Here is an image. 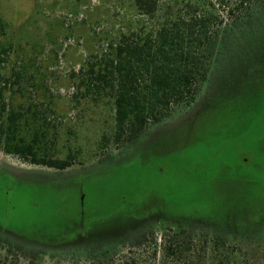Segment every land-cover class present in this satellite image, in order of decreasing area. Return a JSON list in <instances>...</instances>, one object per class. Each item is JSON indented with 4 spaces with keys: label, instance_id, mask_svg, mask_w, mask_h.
I'll use <instances>...</instances> for the list:
<instances>
[{
    "label": "rangeland",
    "instance_id": "374dc122",
    "mask_svg": "<svg viewBox=\"0 0 264 264\" xmlns=\"http://www.w3.org/2000/svg\"><path fill=\"white\" fill-rule=\"evenodd\" d=\"M134 2L0 0V86L24 113L18 134L30 141L37 130L39 155L75 156L59 171L0 151V264H25L16 245L44 253L41 264L94 244L125 254L137 232L161 247L177 225L196 241L207 235L206 264H221L214 236L227 251L245 250L230 228L264 223V0H145L153 18ZM186 4L213 18L223 57L189 107H174L132 145L115 143L111 102L80 98L74 76L122 35L156 31L164 12ZM257 257L251 264H264Z\"/></svg>",
    "mask_w": 264,
    "mask_h": 264
},
{
    "label": "trees",
    "instance_id": "16d2710c",
    "mask_svg": "<svg viewBox=\"0 0 264 264\" xmlns=\"http://www.w3.org/2000/svg\"><path fill=\"white\" fill-rule=\"evenodd\" d=\"M144 1L135 0L136 10L153 18L155 11L151 7L147 10ZM174 7L176 9L173 10ZM161 17L156 31L144 33L140 30L122 35L114 47H109L107 54L87 59L74 76L75 91L80 98L95 103L103 100L111 102L114 109L112 138L115 143L125 141L132 145L149 126L167 118L174 107H189L197 99L198 84L207 82L209 66L223 57L217 52V35L209 31L212 17L197 13L190 4L184 5L183 9L175 5ZM5 53L6 49L0 48V61ZM7 82L4 80V83ZM4 89L0 86V151L24 162L59 171L71 167L75 156L59 159L53 153L50 156L39 155L37 130L30 141L18 134L24 113L8 107ZM230 229L235 232L234 236L245 242V250L233 247L227 251L228 245L214 236L211 238L214 253L224 257L221 264H229L233 254L241 260L232 261V264H251V259L258 256L257 249H264V223L259 230ZM135 235L129 246L126 242L125 246L122 245L125 254L119 252L121 247L109 250L94 244L83 253V257H77L72 252L59 254L69 255V259L55 264H206L207 235L202 234L196 241L197 234L186 226L168 227L161 234V247L153 239L148 240L147 236L153 237L152 233L137 232ZM14 247L26 260L25 264H41L44 253L35 249L26 250L20 245ZM221 250H225L227 255ZM259 257H264V250ZM50 258L53 260L54 256L50 255Z\"/></svg>",
    "mask_w": 264,
    "mask_h": 264
},
{
    "label": "flooded vegetation",
    "instance_id": "af4514ba",
    "mask_svg": "<svg viewBox=\"0 0 264 264\" xmlns=\"http://www.w3.org/2000/svg\"><path fill=\"white\" fill-rule=\"evenodd\" d=\"M157 214H158V218H161V217H163V215H162V213H161V211H159V212H157Z\"/></svg>",
    "mask_w": 264,
    "mask_h": 264
}]
</instances>
